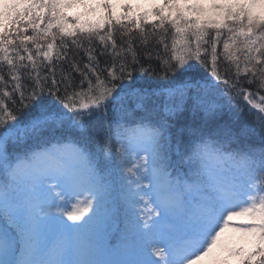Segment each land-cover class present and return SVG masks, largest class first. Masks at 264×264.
<instances>
[{"label": "snow or ice", "instance_id": "1", "mask_svg": "<svg viewBox=\"0 0 264 264\" xmlns=\"http://www.w3.org/2000/svg\"><path fill=\"white\" fill-rule=\"evenodd\" d=\"M0 264H264V0H0Z\"/></svg>", "mask_w": 264, "mask_h": 264}]
</instances>
